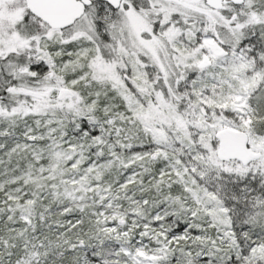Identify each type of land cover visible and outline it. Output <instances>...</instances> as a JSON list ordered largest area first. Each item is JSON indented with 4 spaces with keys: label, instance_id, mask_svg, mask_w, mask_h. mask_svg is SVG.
I'll return each mask as SVG.
<instances>
[{
    "label": "snow or ice",
    "instance_id": "snow-or-ice-1",
    "mask_svg": "<svg viewBox=\"0 0 264 264\" xmlns=\"http://www.w3.org/2000/svg\"><path fill=\"white\" fill-rule=\"evenodd\" d=\"M0 264H264V0H0Z\"/></svg>",
    "mask_w": 264,
    "mask_h": 264
}]
</instances>
